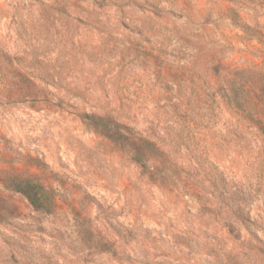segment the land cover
I'll return each instance as SVG.
<instances>
[{"label": "rangeland", "instance_id": "rangeland-1", "mask_svg": "<svg viewBox=\"0 0 264 264\" xmlns=\"http://www.w3.org/2000/svg\"><path fill=\"white\" fill-rule=\"evenodd\" d=\"M90 115L171 152L198 146L248 193L263 243L231 235L216 201L143 174ZM19 181L57 206L34 208ZM252 246L264 249V0H0V264H231L222 253L241 249L264 264Z\"/></svg>", "mask_w": 264, "mask_h": 264}, {"label": "trees", "instance_id": "trees-1", "mask_svg": "<svg viewBox=\"0 0 264 264\" xmlns=\"http://www.w3.org/2000/svg\"><path fill=\"white\" fill-rule=\"evenodd\" d=\"M87 117L102 134L119 144H126L143 174L157 180L169 190L179 188L182 193L197 200L203 208L209 207L216 201L221 206L223 219L231 235L236 231L237 226H241L253 240L263 243L254 232L255 223L248 210V193L242 187L227 181L223 173L204 152L199 150L198 146L190 149L186 144L173 142L178 150L171 152L155 142L128 133V128L119 124H114V132H111L110 128L103 124L106 117L96 115ZM182 149L190 155V161L195 162L196 166L183 167L189 160H184L187 155L182 154ZM10 187L24 195L36 209L50 212L57 206L54 192L41 184L19 181L13 182ZM237 236L236 239L240 240L239 232ZM252 247L258 253L264 254V249ZM242 251L243 249L236 254L227 251L222 253V256L231 264H245L246 253Z\"/></svg>", "mask_w": 264, "mask_h": 264}]
</instances>
